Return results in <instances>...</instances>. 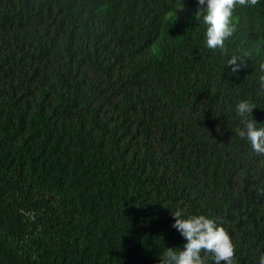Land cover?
Returning a JSON list of instances; mask_svg holds the SVG:
<instances>
[{"label":"trees","instance_id":"trees-1","mask_svg":"<svg viewBox=\"0 0 264 264\" xmlns=\"http://www.w3.org/2000/svg\"><path fill=\"white\" fill-rule=\"evenodd\" d=\"M194 3L0 0V264H160L177 209L259 264L264 155L235 129L241 100L264 123L260 66L187 58Z\"/></svg>","mask_w":264,"mask_h":264},{"label":"clouds","instance_id":"clouds-1","mask_svg":"<svg viewBox=\"0 0 264 264\" xmlns=\"http://www.w3.org/2000/svg\"><path fill=\"white\" fill-rule=\"evenodd\" d=\"M194 7L178 6L175 17L181 18L185 11L194 9L196 21L201 29L185 35L184 55L195 61L212 57L228 45L237 55L227 60L233 73L244 64L241 58L250 55L252 62L260 66L259 80L264 92V0H197ZM238 9V11L234 12ZM247 39L249 47L240 42ZM260 49L262 53L254 54ZM239 61V63H238ZM256 108L249 100H241L236 105V114L243 127L235 129V134L250 143L252 150L264 155V123L256 122L252 117ZM174 227L186 241L183 249L167 247L160 257V264H206L211 258L214 264H235V244L228 230L213 218L204 214L185 216L177 209L172 213ZM264 264V254L259 257Z\"/></svg>","mask_w":264,"mask_h":264}]
</instances>
